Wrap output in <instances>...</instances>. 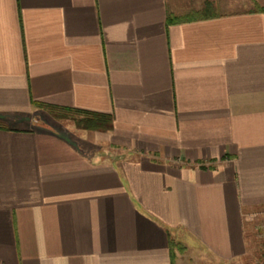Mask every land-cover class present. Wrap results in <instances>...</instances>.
<instances>
[{
	"label": "crops",
	"instance_id": "0c3cea01",
	"mask_svg": "<svg viewBox=\"0 0 264 264\" xmlns=\"http://www.w3.org/2000/svg\"><path fill=\"white\" fill-rule=\"evenodd\" d=\"M256 2L0 0V264H264Z\"/></svg>",
	"mask_w": 264,
	"mask_h": 264
},
{
	"label": "trees",
	"instance_id": "16d2710c",
	"mask_svg": "<svg viewBox=\"0 0 264 264\" xmlns=\"http://www.w3.org/2000/svg\"><path fill=\"white\" fill-rule=\"evenodd\" d=\"M48 109L52 116H57L56 112L59 111H74L79 114H84L85 117H81L76 120V126L86 129V130H108L112 126V116L109 113L97 112V111H89L78 108H63L56 107L51 105H41Z\"/></svg>",
	"mask_w": 264,
	"mask_h": 264
},
{
	"label": "rangeland",
	"instance_id": "374dc122",
	"mask_svg": "<svg viewBox=\"0 0 264 264\" xmlns=\"http://www.w3.org/2000/svg\"><path fill=\"white\" fill-rule=\"evenodd\" d=\"M255 7H264L259 3H255ZM43 118L47 119L50 125L47 127H52L56 130L66 131L67 133L71 134L73 137L81 136V130L83 128L76 126V120L80 119L81 117H85L84 114H79L74 111H59L56 112L57 116H52L47 108H44L42 111ZM46 113V114H45ZM51 115V116H50ZM42 117V116H41Z\"/></svg>",
	"mask_w": 264,
	"mask_h": 264
},
{
	"label": "built area",
	"instance_id": "2783aa9c",
	"mask_svg": "<svg viewBox=\"0 0 264 264\" xmlns=\"http://www.w3.org/2000/svg\"><path fill=\"white\" fill-rule=\"evenodd\" d=\"M252 264H259V263H252Z\"/></svg>",
	"mask_w": 264,
	"mask_h": 264
}]
</instances>
